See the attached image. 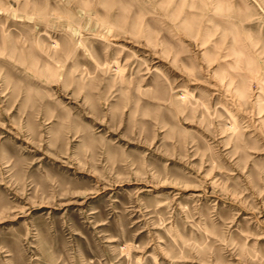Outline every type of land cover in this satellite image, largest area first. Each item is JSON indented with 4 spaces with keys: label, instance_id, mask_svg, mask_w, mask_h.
Masks as SVG:
<instances>
[{
    "label": "rangeland",
    "instance_id": "374dc122",
    "mask_svg": "<svg viewBox=\"0 0 264 264\" xmlns=\"http://www.w3.org/2000/svg\"><path fill=\"white\" fill-rule=\"evenodd\" d=\"M0 264H264V0H0Z\"/></svg>",
    "mask_w": 264,
    "mask_h": 264
}]
</instances>
